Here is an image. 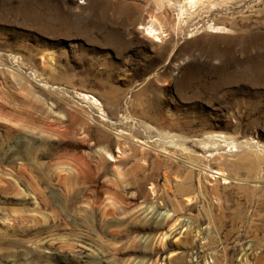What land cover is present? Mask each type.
Instances as JSON below:
<instances>
[{
    "label": "rangeland",
    "instance_id": "1",
    "mask_svg": "<svg viewBox=\"0 0 264 264\" xmlns=\"http://www.w3.org/2000/svg\"><path fill=\"white\" fill-rule=\"evenodd\" d=\"M189 1L0 0V264H264V0Z\"/></svg>",
    "mask_w": 264,
    "mask_h": 264
},
{
    "label": "bare ground",
    "instance_id": "2",
    "mask_svg": "<svg viewBox=\"0 0 264 264\" xmlns=\"http://www.w3.org/2000/svg\"><path fill=\"white\" fill-rule=\"evenodd\" d=\"M202 1L203 0H190L189 4H190V6H194V5L200 4ZM183 12L184 11L181 9V16H183ZM179 25L180 24H178L177 27H176L177 30H179ZM145 31H146L147 34H149V36H152L156 41L161 40L165 36V34H164V26L161 23H159L158 21H155V20L151 21V23H149L146 26Z\"/></svg>",
    "mask_w": 264,
    "mask_h": 264
}]
</instances>
